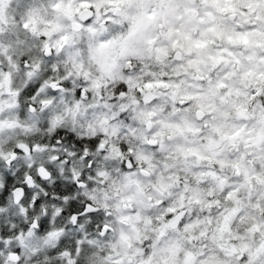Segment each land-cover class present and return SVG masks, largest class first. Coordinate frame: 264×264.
Wrapping results in <instances>:
<instances>
[{"label": "clouds", "instance_id": "obj_1", "mask_svg": "<svg viewBox=\"0 0 264 264\" xmlns=\"http://www.w3.org/2000/svg\"><path fill=\"white\" fill-rule=\"evenodd\" d=\"M0 264H264V0H0Z\"/></svg>", "mask_w": 264, "mask_h": 264}]
</instances>
